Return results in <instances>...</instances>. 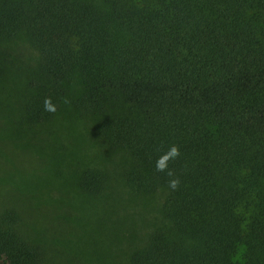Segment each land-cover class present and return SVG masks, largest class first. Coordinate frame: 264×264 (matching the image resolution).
Returning a JSON list of instances; mask_svg holds the SVG:
<instances>
[{"label": "trees", "instance_id": "16d2710c", "mask_svg": "<svg viewBox=\"0 0 264 264\" xmlns=\"http://www.w3.org/2000/svg\"><path fill=\"white\" fill-rule=\"evenodd\" d=\"M6 125L0 264H264V0H0Z\"/></svg>", "mask_w": 264, "mask_h": 264}, {"label": "rangeland", "instance_id": "374dc122", "mask_svg": "<svg viewBox=\"0 0 264 264\" xmlns=\"http://www.w3.org/2000/svg\"><path fill=\"white\" fill-rule=\"evenodd\" d=\"M6 126H4V128L2 126H0V134L3 133L4 131H6ZM10 135V134H8ZM74 139L75 137L69 133L67 135H64V144H65V154L66 156H70V155H79L81 152H78L75 150L74 148ZM65 167L68 168V170L70 169L69 164L65 165ZM66 168V169H67ZM67 170V171H68ZM21 171V169H20ZM24 172V170H22ZM52 170L49 168L46 159H40V166H39V172L35 175L32 176H27L26 174H21V173H17L16 178L19 180L20 183H25V179H27L28 181H30V184H36L38 186H40V188L42 189H49L51 187V183H55L52 184V188H53V197L59 198L61 196L62 191V187H61V183L58 179H53L49 176V173ZM67 171H64L65 174H67ZM69 181V180H68ZM2 263H7V260L4 258L2 259Z\"/></svg>", "mask_w": 264, "mask_h": 264}, {"label": "clouds", "instance_id": "9594fccd", "mask_svg": "<svg viewBox=\"0 0 264 264\" xmlns=\"http://www.w3.org/2000/svg\"><path fill=\"white\" fill-rule=\"evenodd\" d=\"M46 111L55 112L56 107L51 103V98H46L44 102ZM180 156V148L178 145H171L166 152H163L156 161V170L165 173L169 177H174V171L169 167L171 161L176 160ZM179 179L172 178L169 180V187L176 190L179 186Z\"/></svg>", "mask_w": 264, "mask_h": 264}]
</instances>
